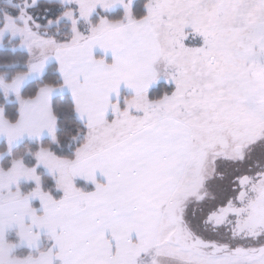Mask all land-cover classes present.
Wrapping results in <instances>:
<instances>
[{"label": "snow or ice", "instance_id": "6c2138e0", "mask_svg": "<svg viewBox=\"0 0 264 264\" xmlns=\"http://www.w3.org/2000/svg\"><path fill=\"white\" fill-rule=\"evenodd\" d=\"M0 264H264V0H0Z\"/></svg>", "mask_w": 264, "mask_h": 264}]
</instances>
